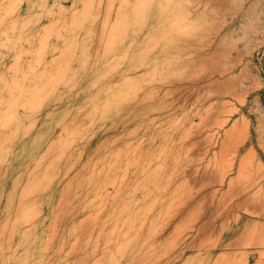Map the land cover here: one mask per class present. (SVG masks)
<instances>
[{"label":"rangeland","instance_id":"374dc122","mask_svg":"<svg viewBox=\"0 0 264 264\" xmlns=\"http://www.w3.org/2000/svg\"><path fill=\"white\" fill-rule=\"evenodd\" d=\"M187 3L0 0V264H264V0Z\"/></svg>","mask_w":264,"mask_h":264},{"label":"bare ground","instance_id":"6f19581e","mask_svg":"<svg viewBox=\"0 0 264 264\" xmlns=\"http://www.w3.org/2000/svg\"><path fill=\"white\" fill-rule=\"evenodd\" d=\"M187 1L189 2V0H187ZM187 1H186L185 4H182V3L184 2V0H174V3H176V4H174V5H176V7L173 6V7H174V9H173L174 12H173V13L177 15L175 18L178 17V19H179V18H182V17H184V16L187 17V16L190 15V13H191L190 11H191V10H190V8L188 7V5L186 6V4H188ZM244 1H245V0H244ZM206 2H207V0H206ZM168 3H169V2H168ZM222 5H223V4H222ZM190 6H191V5H190ZM191 9H192V8H191ZM202 12H203V11H202ZM174 16H175V15H174ZM231 22H232V21H231ZM8 23H10V22H8ZM230 71H232V70H230ZM231 114H233V112H232ZM241 163H242V162H241ZM68 169H69V168H67V169L65 170L64 174L68 171ZM245 200H246V199H245ZM245 200H243V201H245ZM243 201H242V202H243ZM252 202H253V201H252ZM244 203H246V202H244ZM248 203H249V202H248ZM256 203H258V202H256ZM240 204H241V203H240ZM246 204H247V203H246ZM246 204H243V205H246ZM253 204H254V203H253ZM242 207H243V206H242ZM252 207H254V206H252ZM243 208H244V207H243ZM245 209H246V208H245ZM252 209H253V208H252ZM238 210H239V207H238ZM243 210H244V209H242V211H243ZM247 211H249V210H247ZM247 211H245V213H246ZM253 211H254V210H253ZM250 213H252V212H250ZM248 214H249V212H248ZM252 214H253V213H252ZM251 216H252V215H251ZM250 224H253V222L250 223ZM249 227H250V226H249ZM249 227H248V228H249ZM250 228H251V227H250ZM250 228L247 229V230H252V229H253V228H252V229H250ZM245 229H246V228H245ZM244 231H245V230H244ZM248 232H249V231H248ZM252 232H253V230H252ZM252 232H251V234H253V236H254L255 233H252ZM239 233H240V232H239ZM242 233H244V232H242ZM246 233H247V232H246ZM249 234H250V233H249ZM260 235H261V234H260ZM241 236H242V235H241ZM250 236H251V235H250ZM250 236L248 237V235H247V237H245V238H246V239H249V238L252 239L253 237L251 236V237H252V238H251ZM258 236H259V235H258ZM239 237H240V236H239V234H238V239H239ZM243 237H244V236H243ZM243 237H242V238H243ZM262 238H263V237H262ZM236 239H237V237H236ZM238 239H237V242H238ZM243 239H244V238H243ZM246 239H245V240H246ZM239 240H241V239H239ZM261 240H262V239H261ZM261 240H260V241H261ZM241 241H242V240H241ZM248 241H250V240H248ZM254 241H255V240H254ZM243 242H244V241H243ZM246 242H247V240H246ZM234 243H235V242H234ZM251 243H252V242L250 241V244H251ZM257 243H258V242H257ZM248 244H249V243H248ZM252 245H253V244H252ZM254 245H255V242H254ZM156 260H157V259H156Z\"/></svg>","mask_w":264,"mask_h":264}]
</instances>
